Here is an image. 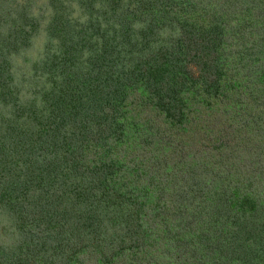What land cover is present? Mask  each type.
Returning <instances> with one entry per match:
<instances>
[{"label":"trees","instance_id":"obj_1","mask_svg":"<svg viewBox=\"0 0 264 264\" xmlns=\"http://www.w3.org/2000/svg\"><path fill=\"white\" fill-rule=\"evenodd\" d=\"M36 2L0 0L3 48L27 53L34 49L33 39L44 33L43 46L33 57V67H38L33 75L44 81L38 82L39 92L43 91L41 102L36 103L34 100H40L37 98L20 99L11 84L13 91L2 89L6 80L3 77L0 107L5 112L0 123L10 128L1 131L0 138L19 131V124L37 125L42 119L46 120V128L49 126V131L57 135L54 139L45 137V148L40 143L31 147L34 152L22 158L13 170L15 184L5 187L7 180L4 195L0 192V223L8 230L5 237L0 236V264H28L33 258L42 264L40 259L51 249H66L70 258H76L84 250L76 243L86 245L87 239H99V254L105 256V244L110 248L123 233L127 237L133 232L120 224L125 218L117 213L123 210L121 204L147 211L151 201L145 205L140 199L154 196V203L161 207L174 194L173 188L184 193L181 197H187L189 207H196L198 199L203 207L208 200L201 193L203 172H211L192 168L181 175L170 164L174 151L179 157L185 150L181 147L185 139L180 135L190 130L192 118L195 128L190 131L191 140L198 144L197 150L203 156L206 153L200 146L210 148L223 169V165L235 164L224 150L232 155L264 156V0H239L245 4L243 8L233 0H43L42 6L35 8L37 13H32L31 6ZM117 14L123 20L115 24L112 20ZM113 24L119 27L118 33H113L114 40L127 42L132 52L117 51L108 45ZM112 57H126L140 73L136 88L131 90L130 80L111 76L115 71ZM3 59L0 51L1 68L6 62ZM88 85L96 89L88 90ZM84 86L87 94L75 89ZM187 104L202 105L204 111H199L200 116L189 108L182 112ZM216 106L223 107L228 116L214 115L212 107ZM119 109L124 115L130 114L129 121L117 115ZM204 114L209 119L203 124ZM155 144L146 152V147ZM131 147L143 149V154L127 158L125 151ZM40 148L45 151L42 161L33 165L32 158L37 157L34 153ZM87 148L94 151V157L83 158ZM55 168L58 170L54 175ZM123 169L125 179L119 173ZM107 175L112 192L99 194L98 189H106ZM224 182H213L216 193L223 189ZM139 184L141 193H136L133 188ZM243 185L245 181L232 182V200L227 209L209 201L215 211L207 214L206 223L193 227L192 238L200 240L196 245L199 248L218 231L230 235V241L237 243V264H258L264 256V252L257 253L264 244V223L254 229L255 233L245 234V223L254 224V216L259 213L257 201L249 198ZM56 187L65 192L56 196ZM65 193L69 198L86 194L88 201H66ZM156 208L155 204L148 210ZM100 211L112 215L107 225L110 234L100 231ZM72 212L77 214L73 216ZM134 213L140 211L135 209ZM166 221L171 224L173 238L171 230L178 226L169 218ZM237 221L243 224L238 226ZM59 224L61 228L54 233ZM229 225L235 228L233 233L227 229ZM115 228L122 232L118 234ZM136 233L119 252L126 248L149 253L148 247L157 245L160 237L155 234L165 232L151 228ZM61 235L66 238L63 248L56 242ZM8 237L15 242L8 243ZM174 240L177 243V237ZM114 253L118 252L105 256L109 263ZM159 258L153 263H159ZM235 261L231 256L225 262ZM146 262L149 264V260Z\"/></svg>","mask_w":264,"mask_h":264},{"label":"rangeland","instance_id":"obj_2","mask_svg":"<svg viewBox=\"0 0 264 264\" xmlns=\"http://www.w3.org/2000/svg\"><path fill=\"white\" fill-rule=\"evenodd\" d=\"M36 7L35 5L31 6L32 13H37L38 7H41L43 4V0H36ZM192 2V0H189ZM234 4H238L239 8H243L245 5L243 2L240 4L239 0H233ZM246 3V2H245ZM252 8L256 7V4L251 5ZM36 8V9H35ZM118 16H115V18L112 20L115 24L120 22L121 15L117 14ZM40 24L42 22H39ZM138 26V25H137ZM140 27V25H139ZM43 28V27H42ZM111 28H115L114 24L110 26V43L108 45L110 47H114V49H117V51H131L132 49L129 47L127 42H119L117 40H114L113 33H118L119 27H116L114 30ZM122 30V29H121ZM113 31V32H112ZM136 35H138L141 38V35L135 30ZM120 33H125V31H121ZM125 33V34H131ZM157 34V33H156ZM44 33L41 32L40 35L36 36L33 40L35 41L34 49L32 51H29L27 53H18L17 49H12L11 47H2V38L0 37V51L2 52V56H4L3 60H6L4 63L3 68L0 66V80L5 77V87L2 89L9 88L12 91L14 88L10 86V84L17 88L18 91L15 92L17 96H19L20 99H31V98H37L40 100H34L36 103L41 102V92H39L38 82L43 83L41 79L35 77L33 74L35 71H38V67H33L35 62V54L39 52L40 48L43 46V39L41 36H43ZM155 36H158L155 35ZM99 40L98 37H96V40ZM29 55H32L31 57ZM34 57V58H33ZM126 58V57H125ZM125 58H117L112 57L110 59L115 61V71L111 75L118 77L119 79L123 81H128V85H132L133 88H136L137 82L139 84L140 73L137 71H134V67L131 65L132 63L127 61ZM148 58L147 55L145 57ZM125 59V61L123 60ZM2 60V58H1ZM196 62L195 60H192ZM68 66V65H67ZM121 68V71H117L116 69ZM124 73L125 75H121V73ZM137 78V79H136ZM45 88V85L42 84ZM75 87V86H74ZM49 88V87H48ZM79 89L80 91L78 93H81L82 95L87 94V86H84L82 88H75ZM89 89H96L94 86L88 85ZM48 90V89H47ZM39 93H37V92ZM130 91V90H129ZM98 93V91H97ZM196 93L192 91V96H194ZM83 97V96H81ZM186 108L182 109V112H186V110L192 109L194 115L197 114L200 116L199 111H204L201 108H204L202 105L199 104H187ZM196 108V109H193ZM215 108L214 115L215 114H223L225 115L223 107H212ZM126 110V109H125ZM2 111L5 112L2 107H0V116L2 114ZM127 111V110H126ZM117 115H122L127 121H129L130 114L123 113L122 109H119L117 111ZM204 118H201L203 124L206 123V120L209 119L208 117L205 118V114L203 115ZM15 125L19 124L17 121L13 122ZM46 120L42 119L39 124L37 125H30L31 123L24 124L23 126L19 124L20 128L19 131L13 130L11 131L6 137L3 139L0 138L3 142L0 141V192L2 195H4V184L7 181V185L5 187H11L12 184H15V180L12 177L13 170L18 166L17 164L22 158H25L30 152H34V149L32 148L30 151V148L33 146H37L39 143L42 148L46 147L47 139L45 137H49L51 139H54L56 137V132L49 131V126H45ZM49 125V124H48ZM234 125V124H232ZM10 125H5L0 123V134L1 131L9 130ZM59 128V127H58ZM195 128L194 125V118L191 119V125L190 130L186 132H182L180 135V138L185 139V145H181L182 148L185 150L181 151L180 154L182 156L177 155L176 151H174V154L172 156L171 163L172 166H174V171L181 175H187L186 170L189 169H195L198 172L200 169H203L208 172H203V178H202V187H201V193L204 194L208 200L206 204L202 207V200L198 199V204L196 207L193 206V208L189 207L185 201H187V197L183 196L184 193H179L178 191L173 188L174 194L169 197L167 202L164 206L158 207V203H154V199H156L154 196H145L140 201H142L145 205L151 201V204H148L149 206H155L157 205V208L152 211L148 210V207H146L147 211H144L142 208H139L138 206H135L133 209L130 208V206L127 208L125 207V204H121L122 211H118V216L123 215L124 221L123 224L120 221V224L123 225L126 229H129L131 232V236L125 237V234L119 238L118 241H114L110 248H108L107 244L105 246L107 247L105 250V256L107 254H111L113 251L118 252L114 253V258L109 263L108 260L105 259V256H102L99 254L100 250L99 247V239L95 241H90L92 239H87L89 243L84 245L80 241L76 243V247H83L84 250L81 252L76 258H70L69 254L65 253L66 249H60V251H56L54 249H51L49 253L44 254V259H40V263L42 264H148L146 261L149 260V264H154L153 259L157 258L160 255V258L158 259L159 263L157 264H227L225 261L227 258H230L233 256L236 261L234 264H237V251H236V244L232 243L231 236H225L222 232H216L213 234L211 240L203 247L197 248L196 245L200 242V240H195V238H192L193 235V227L197 224L206 223L207 214L213 213L215 211V208L211 206L209 201L213 200L214 204L216 206H222L227 209L229 205L231 204L232 197H230V191L229 187L232 185L233 181H238L241 183V181H245V185H243V188L245 190V193L249 195V198L257 201L258 204V213L259 216H254V224H247V228H245V234L247 231L255 233L254 229H259V224L264 223V156L256 155L248 156V154H239L236 152L234 155H232L227 150H224L228 155L229 159L235 160V164H226L223 165L224 169L219 166L218 163L220 162L217 160V157H214L213 151L210 150V148H205L203 145L200 146V149L205 152L206 154L200 153L197 150V143H194L195 141L191 140V129ZM21 132L23 135L18 136V133ZM46 133V136L44 134ZM176 135V134H175ZM54 137V138H52ZM176 140H179V137H177ZM175 140V141H176ZM208 140H211L209 138ZM181 142V141H180ZM205 143V142H204ZM157 145H152L151 147H146V152H150L151 149L155 148ZM40 148V150H36L34 154L37 155V157L32 158L34 163L33 165H39L42 161V153H45V151ZM143 149H140L139 147H131L125 151V155L127 158L131 159L134 156L140 157ZM84 159H89L94 157V151L91 149L89 150L84 149L83 150ZM169 157L171 155L169 154ZM213 159V161L211 160ZM171 159V158H170ZM227 160V158H225ZM7 162V164H6ZM54 175L56 174L58 168L53 169ZM124 177L126 178V171L123 169L122 171H119ZM59 174V171L58 173ZM197 178V176H195ZM188 180V178H187ZM214 181H226L223 184V189L216 193L214 191L215 183ZM190 182L188 180V185H190ZM201 183L198 182V184ZM64 185V184H62ZM61 185H58L60 187ZM105 186L106 189H98V193H108L110 194V191L112 192L110 182L108 180V175L105 178ZM3 187V189H2ZM57 188V187H56ZM200 186H197V190H199ZM58 193L57 195H61V192H65V190L57 188ZM45 191V189H44ZM133 191L136 193H141V185L139 184L136 186V188H133ZM66 194V193H65ZM69 196L66 194V201L70 199H74V201L78 200L79 202H87L88 197L86 194L80 195V198L74 196L69 198ZM144 199V200H143ZM62 205H64L63 202H61ZM144 205V206H145ZM65 207V205H64ZM79 209V208H77ZM76 209V210H77ZM135 209L139 210V214H135ZM263 211V214L260 212ZM218 212V211H217ZM220 212L222 213V210L220 208ZM73 216L77 214V212H72ZM101 217L100 222L102 223V227L100 228V231L104 233H109L111 230L107 231L109 228L107 225H109L111 221L112 215L109 211H100ZM167 218L170 219V222H176L175 230H171L173 232V238L171 235V232L169 229L171 228V224L167 223ZM243 219V218H242ZM245 219V218H244ZM242 222V221H241ZM239 221H237L238 226L243 224ZM240 223V224H239ZM249 225V226H248ZM164 227V228H163ZM61 228V224L58 225L56 229L53 230L54 233H57L59 229ZM151 228L158 230L159 232H165L164 234L156 233L155 236H160L157 245L149 246L148 250L149 253L144 252H138L137 250H127L126 248L121 250L119 252V248L122 246H125L130 244L129 238H132L137 235L136 232L141 231L143 229L151 230ZM5 231H4V230ZM229 230L233 233L235 231L234 227L228 226ZM116 232L120 234L122 232V229L115 228ZM261 237L264 238V230L261 231ZM8 233V230L6 227L3 228L2 222L0 223V236L5 237L4 235ZM48 234V231H47ZM243 234V233H242ZM223 235V237H222ZM7 236V235H6ZM108 237V234L106 235ZM59 236H56L54 239H56ZM177 237L178 241L174 240ZM7 239L8 243L15 242L11 241V238H5ZM233 240H237L236 238H232ZM65 235H61V237L56 241L58 243L59 248L64 247L65 243ZM231 240V241H230ZM10 241V242H9ZM127 241V242H126ZM136 242V239H135ZM230 242V245L229 243ZM252 242V240H251ZM149 243V242H147ZM33 243H31L32 245ZM176 244H178V248L176 247ZM250 244V243H249ZM31 245H29L28 248H31ZM90 245V246H89ZM93 245V246H92ZM254 246V245H253ZM168 251H167V248ZM192 247L194 249H192ZM256 249L257 247L254 246ZM202 249L206 251V253H201L200 250ZM235 249V250H234ZM264 252V244L263 248L258 250L257 253L262 254ZM101 253V252H100ZM66 254V255H65ZM64 256V257H62ZM67 256V257H66ZM62 257V258H60ZM210 257V258H209ZM150 258V259H149ZM36 258H33L28 264H37L35 263ZM258 264H264V256L259 259Z\"/></svg>","mask_w":264,"mask_h":264}]
</instances>
